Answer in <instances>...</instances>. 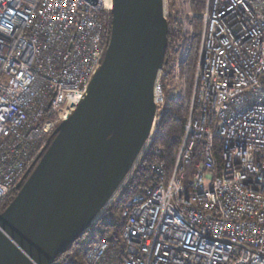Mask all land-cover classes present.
Listing matches in <instances>:
<instances>
[{"label":"built area","instance_id":"obj_1","mask_svg":"<svg viewBox=\"0 0 264 264\" xmlns=\"http://www.w3.org/2000/svg\"><path fill=\"white\" fill-rule=\"evenodd\" d=\"M111 11L112 0H0V203L85 98L107 48L99 15ZM194 17L201 40L172 165L160 149L149 155L165 106L162 64L146 141L100 211L149 155L151 184L121 211L126 256L116 264H264V0H206ZM107 251L93 244L86 264Z\"/></svg>","mask_w":264,"mask_h":264},{"label":"water","instance_id":"obj_2","mask_svg":"<svg viewBox=\"0 0 264 264\" xmlns=\"http://www.w3.org/2000/svg\"><path fill=\"white\" fill-rule=\"evenodd\" d=\"M165 43L163 0H112L110 39L85 98L0 214V264H52L112 197L149 133Z\"/></svg>","mask_w":264,"mask_h":264},{"label":"trees","instance_id":"obj_3","mask_svg":"<svg viewBox=\"0 0 264 264\" xmlns=\"http://www.w3.org/2000/svg\"><path fill=\"white\" fill-rule=\"evenodd\" d=\"M206 0H188V13L180 11L175 7L173 0H168L169 12L166 21V43L162 64L168 73V79L162 82L165 106L163 114L156 128L149 155L155 149L161 150V159L167 169L170 168L177 153L183 136L191 98V86L193 82L196 62L201 40L202 21L195 18L193 14H201L204 11ZM184 13V14H182ZM105 32V45L107 46L112 26V11L99 15ZM179 56L176 68L173 66L172 55ZM175 76V77H174ZM177 79L178 92L171 94L170 80ZM261 90L259 95L264 97V75L260 78ZM177 89V87H176ZM264 100V98H263ZM57 131L51 136L49 144L56 138ZM149 155H147L138 166L133 178L119 194L117 200L106 210V212L95 223L89 224L69 245L59 252L52 264H86L85 254L93 244L106 241L108 251L102 264H116L126 256L125 244L121 233L124 219L121 211L126 202L136 193L150 186L152 174L149 168ZM41 160V158H40ZM40 160L27 175L25 180L6 196L0 203V214L15 199L25 182L33 174Z\"/></svg>","mask_w":264,"mask_h":264},{"label":"rangeland","instance_id":"obj_4","mask_svg":"<svg viewBox=\"0 0 264 264\" xmlns=\"http://www.w3.org/2000/svg\"><path fill=\"white\" fill-rule=\"evenodd\" d=\"M174 1V5L175 7L179 8L180 11L182 10V12H184L185 14L188 13V0H173ZM165 11V14L167 16V13L169 12V5H168V0H163V12ZM182 13V14H184ZM195 14H193L194 16ZM172 60H173V66L174 68L177 67L178 63H179V56L175 53V56L172 55ZM163 73L165 74V76H163V78L161 79L162 82L164 79H168V73L165 69V65L163 64V68H162ZM175 77V76H174ZM171 82V86L169 88V90L171 91V94H174L176 92H178V81L177 79H172L170 80ZM177 87V89H176ZM231 108H233V106H231ZM124 189V187L120 190V192L113 198V200H111L110 204L99 214L95 220V222H97V220L106 212V210L108 208H110V206L117 200L119 194L121 193V191ZM93 222V223H95Z\"/></svg>","mask_w":264,"mask_h":264},{"label":"bare ground","instance_id":"obj_5","mask_svg":"<svg viewBox=\"0 0 264 264\" xmlns=\"http://www.w3.org/2000/svg\"><path fill=\"white\" fill-rule=\"evenodd\" d=\"M64 118H66V119H68L69 118V113H67V112H64Z\"/></svg>","mask_w":264,"mask_h":264}]
</instances>
